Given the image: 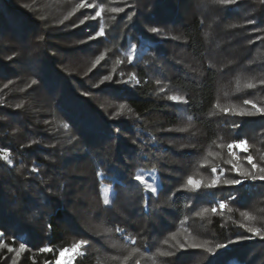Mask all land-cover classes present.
<instances>
[{
    "label": "trees",
    "instance_id": "trees-1",
    "mask_svg": "<svg viewBox=\"0 0 264 264\" xmlns=\"http://www.w3.org/2000/svg\"><path fill=\"white\" fill-rule=\"evenodd\" d=\"M36 1L0 0V145L12 161L0 156V242L26 244L19 256L0 248V264H52L60 248L80 239L89 243L74 264H125L132 247L140 250L133 259L148 264H264V239L247 230L264 232V182H246L238 192L224 185L182 188L189 176L207 182L213 166L229 168L227 145L238 138L248 141L247 153L234 149L240 157H264V116L216 108L245 99L264 107V0H126L116 13L121 25L108 21V38L93 40L88 36L100 20L81 25L82 11L65 8L59 17L38 11L37 18ZM99 56V64L97 58L90 64ZM27 69L35 83L22 86L19 75ZM132 74L139 84L117 83ZM106 75L112 80L101 83ZM168 91L188 103L174 104ZM57 124L64 149L55 142ZM137 174L149 182L154 176L162 190L145 193L132 180ZM104 184L115 189L107 206ZM117 227L137 243L125 241ZM178 231L204 237V247L177 248L171 237Z\"/></svg>",
    "mask_w": 264,
    "mask_h": 264
},
{
    "label": "snow or ice",
    "instance_id": "snow-or-ice-1",
    "mask_svg": "<svg viewBox=\"0 0 264 264\" xmlns=\"http://www.w3.org/2000/svg\"><path fill=\"white\" fill-rule=\"evenodd\" d=\"M215 3L218 4H224V5H231L235 2V0H214ZM78 8H94L96 7L94 4L92 3H81L77 6ZM104 11L103 7H100L99 10H97L95 12L94 16H91L92 20H95L97 17H100L102 15V12ZM112 12L114 13H119V12H123L124 9L123 8H119V7H114L111 9ZM87 19V17H86ZM129 20L132 19L131 16L128 17ZM85 20H81L80 24H84ZM249 23H252V21L250 20ZM149 31H151L152 33H156L158 31L157 28L153 27L151 29H149ZM105 35L104 32V28L101 25L99 28V31H96L95 36L89 35L88 36V40H93L99 37H102ZM257 39H260V37H257ZM135 51V45L132 46V51L128 53V60L129 62H132V60L134 59L133 57V52ZM103 59V57H98L95 64H99L100 61ZM94 64V67H95ZM112 77L110 75H106L103 77V81H101V83H103L104 81H111ZM132 80H135L137 84L140 83L139 80L136 79L135 74H132L129 77V80L127 81H117V83H125L128 84L130 83ZM33 83H35V81H33ZM157 83H159V81H157ZM261 84H264V80L260 81ZM247 88L252 89L255 88L256 85L253 83H248L246 85ZM161 91H164V89H161ZM167 99L169 101H172L174 104H187L188 101L185 97L180 96V95H169L167 97ZM251 106L250 108L248 106ZM17 108L20 107V105L16 106ZM120 108L123 109L124 105H120ZM216 108L219 109V111L221 113H224L225 115H231V116H240V117H245V116H255V115H262L264 116V107L258 106L256 103H254L252 100H248L245 99L243 101V105L239 106V107H224L221 108L219 104L216 105ZM119 113H117L118 115ZM65 128L68 127L67 124L64 125ZM240 127L239 124L234 123L233 124V128H238ZM248 141L246 139H236L233 141V143L228 144L227 147L229 149V157L230 159L227 160L225 163H227L228 165H230L229 168L225 169L223 167L221 168H217L215 166H213L211 168V177L210 179L205 182L202 180H196L194 179L192 176H189L187 178V181L184 185H182V188L189 190V191H199L202 187L203 188H215L221 185L224 186H228L230 188H232L234 191H240L239 188H237L236 186H244L246 184V182H256V181H260V182H264V157L260 158V162H257L254 157L251 154L245 155L243 157H240L236 151H234V149H238L242 152L247 153L248 152V147H247ZM221 147H223V145H221ZM0 156H2V158L7 161L9 164L12 163V161L9 158V154L7 151L0 149ZM241 161L246 162L242 163ZM33 171H36V169L34 168ZM226 172L227 173H231V178H229L228 176H226ZM133 181L139 182L138 186H142L145 193H157L158 190H162V186L161 185H157L155 184V177H152L153 182H149L148 179H146L145 175L143 174H137L134 177H132ZM180 189H178L177 191H179ZM230 199H235L234 196H230ZM103 204L104 205H109L110 204V199H109V193H108V189H104L103 192ZM219 209L223 210L224 208L227 207L226 203L224 201H220L219 202ZM208 209L205 208L204 212H207ZM211 211L213 213L217 212V208L213 207L211 209ZM201 213H197V215H200ZM243 216L247 217L248 219H251V217L249 216V214L247 212L242 213ZM241 227H244V225H241ZM249 232L252 233V236H259L261 239H264V232L261 231V229L259 228H248L247 229ZM107 231H111L110 229H108ZM116 233H120L121 237L125 240V241H129L132 245H135L137 242L136 240L127 235L125 233V229L117 227L115 229ZM3 237V233L0 232V238ZM250 237H245V236H240L238 239L239 240H244V239H249ZM173 240H175V236L173 235L172 237ZM235 241H229V244L234 243ZM89 243L88 240L86 239H80L71 249L68 248H60L59 249V254L55 256V264H71V261L73 259H75V256L70 257L67 261H62L61 257H64L66 252H73L76 255H80L81 253H79V249L82 248L83 246H87ZM165 243H167V241H165ZM228 245L225 244H218L216 245L217 249H221V248H226ZM4 247H8V245L4 244L3 242H0V248H4ZM114 247H120V248H126L127 244H114ZM176 247L180 248V249H185V248H202L204 247V245L201 244H197L195 242H180L179 240H176ZM26 248V244L25 243H20L19 244V249H14L11 247H8V251L9 252H15L17 256H19ZM40 252L42 253H53L55 255L56 253V249L52 248V247H42L39 249ZM139 249L136 247H132L131 249V254L128 256H124V262L125 264H129V261H131V264H140V260L139 259H133L134 254L139 253ZM145 251H150V249L145 248ZM207 251L211 252L212 249L208 248ZM161 256H170L172 255L171 252H160L159 253ZM112 260H116L117 257L113 256L111 257ZM13 264H15V261H13Z\"/></svg>",
    "mask_w": 264,
    "mask_h": 264
},
{
    "label": "rangeland",
    "instance_id": "rangeland-1",
    "mask_svg": "<svg viewBox=\"0 0 264 264\" xmlns=\"http://www.w3.org/2000/svg\"><path fill=\"white\" fill-rule=\"evenodd\" d=\"M30 1H33V0H25V2H27V3H30ZM124 1H126V0H80V1H78L76 3H74L72 1V3H70L69 5H73V7L72 6L69 7V5H66L65 3H63V4L61 3V5H58V4L53 3V5L51 6V2H49L47 0H41L40 3H38L36 1V13H37L36 14V17L37 18L39 17V15H38L39 13H41L42 16H47V17H55V16L57 17L58 16L59 17V15H58L59 14L58 13L59 9L65 8L66 10H69V12L81 10L82 11V15H84V17H85L83 20H85L87 22V21H91L90 20L91 19V16H94L95 15V12L97 10H99L100 7H103L104 11L102 12V15L100 17H97L96 19L97 20H100V22H101L100 26L101 25L103 26L104 32H105V36H106V38H108L107 37L108 34L106 32L107 29H108V32H109L110 31V28L112 27V25H113L114 28H116L117 26L119 27V24H120V22L118 21L117 16H116L117 14L114 13V12H112L111 9L114 8V7L125 8L127 6V2H124ZM81 3H92L96 7H94V8H78L77 6L79 4H81ZM40 6H42L44 8H42L41 10H39L40 9ZM38 11H39V13H38ZM205 12L210 13L207 10V8L205 9ZM119 13H122V12H119ZM119 15H121V14H119ZM86 17H87V19H86ZM108 21L112 25H110L108 23ZM123 21L127 25L128 22L125 21L124 19H123ZM121 23H123V22H121ZM126 25L124 27H126ZM113 27H112V29H113ZM112 29H111V31H112ZM98 31H99V29H98ZM22 44H23V42H22ZM22 44H21V46H23ZM23 48H25V47H23ZM28 53H30V52H28ZM29 56L30 55H28V57ZM99 57H101V56H99ZM96 58H98V57H95L92 60L91 59H88L90 61V64ZM106 61H108V59H104L103 66H106ZM84 65H86V64H84ZM33 75H34V71H31V70H28V69L27 70H24L23 73L19 75V78L24 79V82H25L22 86H25V85H27L29 83L32 84L33 81H34ZM161 89L166 90L167 87L164 84L161 83L159 85V90L161 91ZM37 93H40V91L36 92V94ZM174 94L175 93H173L172 91H168V93H167L168 96L169 95H174ZM44 110H46V109H44ZM48 110H49V108H48ZM55 127L57 129H59V131L56 133V135H57V137H60L59 140H55L56 145L58 144V146H60L62 149H64L65 143L67 144V142L64 141V135L65 134L62 131H60V125L59 124H57ZM68 134H70V132H68ZM54 137H52V138L54 139ZM0 149H3L5 151H7L8 154H9V157H10L11 154H10L9 149H7L6 147H2L1 145H0ZM228 167H230V165H228ZM231 175L232 174H229V173L226 172V176H228L229 178L231 177ZM104 189H108L110 201L112 199H114V197H115V189H113L112 185L104 184ZM166 222H170V221L166 219ZM177 233H178V235H176V234L174 235L175 236V240L172 239L174 246H176V240H179L182 243L185 242V241H187V242H195L197 244H204V241H205L204 240V237L202 238V237H199V235H190V234L185 233V232H182V231H178ZM172 237H173V235H172ZM73 246H71L68 249L73 248ZM84 249H85L84 246L82 248H80L78 250L79 253H83L84 252ZM73 256H75V258H76L78 255H76L75 253L69 251V252H66L65 253L64 257H61V260L62 261H67L70 257H73ZM139 260L142 262V264H148L149 263L148 259H145L144 261H142V259L139 257ZM74 261H75V259H73L71 261V264H74ZM52 264H55V262L52 263Z\"/></svg>",
    "mask_w": 264,
    "mask_h": 264
}]
</instances>
